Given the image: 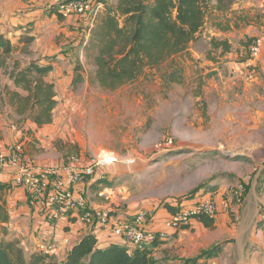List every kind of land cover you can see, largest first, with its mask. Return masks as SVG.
I'll use <instances>...</instances> for the list:
<instances>
[{"label":"rangeland","instance_id":"374dc122","mask_svg":"<svg viewBox=\"0 0 264 264\" xmlns=\"http://www.w3.org/2000/svg\"><path fill=\"white\" fill-rule=\"evenodd\" d=\"M230 1L228 11L209 13V23L186 52L107 90L95 80V52L89 48L94 27L77 17H47V2L0 0L4 31L7 11L22 14L27 3L42 9L37 20L32 14L41 35L29 45L32 54L22 58L45 55L55 63L53 78L61 80L79 66L84 82L59 100L45 136L54 135L50 144L68 158L65 163L77 155L89 164L101 152L118 155L110 168L123 170L122 176L101 177L102 189L111 194L108 207L129 216L145 209L149 224L167 204L180 208L207 194L216 199L219 224L171 231L153 251L156 264H264V47L255 57L251 51L257 39L264 45V0ZM9 25L14 40L15 25ZM213 37L227 39L231 50H215ZM5 81L0 72V88ZM0 111L18 119L1 101ZM215 247L219 251L206 254Z\"/></svg>","mask_w":264,"mask_h":264},{"label":"trees","instance_id":"16d2710c","mask_svg":"<svg viewBox=\"0 0 264 264\" xmlns=\"http://www.w3.org/2000/svg\"><path fill=\"white\" fill-rule=\"evenodd\" d=\"M232 2L118 0L116 4L106 3L100 21L91 30L89 44L95 52L96 82L104 89L116 90L136 80L147 68L160 66L169 58L186 52L209 21V13L213 10L227 11ZM51 11V14L63 18L56 10ZM32 41L33 37L21 36L14 42L0 26V72L13 83L0 88V101L18 116L21 125L30 121L42 127L54 122L59 100L56 84L49 79L53 63L22 58L21 54H32L29 49ZM21 43L22 48L19 46ZM211 45L215 50H222V54L231 50L227 39L213 37ZM78 67L73 75L72 91L84 82ZM199 191L196 189L192 194ZM165 206L170 215L179 209L176 203ZM196 219L207 228L215 226L213 217L200 214ZM164 241L167 240L157 239L152 247L144 249L131 248L124 241L101 246L96 235L89 233L73 246L64 259H59L50 250L36 249L26 253L19 240L0 239V264H156L153 251ZM217 248L206 254L219 251Z\"/></svg>","mask_w":264,"mask_h":264},{"label":"crops","instance_id":"0c3cea01","mask_svg":"<svg viewBox=\"0 0 264 264\" xmlns=\"http://www.w3.org/2000/svg\"><path fill=\"white\" fill-rule=\"evenodd\" d=\"M117 2L118 0H112L111 4H116ZM213 3H215V1H213ZM37 4L41 3L38 2ZM23 5H26L27 9L23 7L24 13L22 14L15 13L9 15L10 11L3 14L5 20L8 21V25L5 29L6 32L3 26H0L2 31L9 37L8 33L13 31L9 24L15 25L14 30L16 32L14 33L16 39L13 40L12 33L10 34V38L14 42L21 36H30L33 37V43L36 42L37 37L41 35V23H36V20L40 17L42 9L29 8V3ZM231 7L230 5L229 9ZM1 13L2 11H0V15ZM37 13L38 15H36ZM32 14L36 20L33 19ZM56 16L55 14H50V16L48 15L47 17L57 18L59 21L65 19ZM33 20H35V22ZM207 23H209V21H207L206 24ZM39 56L40 57H34L33 59L41 63H46L45 59H43L45 55ZM52 63L54 69L49 75V79L56 84L57 99H65L64 96L66 95V91H72V71L68 69V73L64 74L63 72L62 74L65 75L63 80L54 79L53 73L56 68L55 63ZM5 82L13 85L12 81L8 78H6ZM62 88L63 90H61ZM9 110L12 115H15L10 108ZM52 127L53 123L39 127L30 121L21 125L18 119H13V117H9L8 113L4 114L0 111V150L3 154L10 155L12 147L17 143L23 142L26 154L33 157L38 169L48 171L56 169L57 167H62L66 164L65 161H67L68 158L65 159V157H60L58 150L50 144V139L54 137V135L49 138L45 136L46 131ZM81 156L85 164H89L90 159L83 157V155ZM7 162V164L5 163L0 168V239L19 240L26 253L38 249L41 242L42 244L44 242L45 246L48 248L46 250H50L57 256L61 252L68 253L76 243L89 233H94L96 235L101 246H106L110 243L121 244L123 242L113 233L111 224L98 223L95 226L87 224L81 220V216L78 215V213L62 211L59 205L53 203L46 193H40V195L32 194L24 186L15 185L13 179L19 173L20 168L17 164H12L10 159ZM112 168L113 167L110 168V166L97 168L95 175H87L86 179L72 184L71 186L72 189H75V187L83 189L89 208L102 211L112 209L113 214L116 215L118 214L116 213L118 210H113L114 208L108 207L110 203L105 202L109 200L111 194L109 195L107 193L106 188L102 189L101 187L105 182L101 179L104 174L109 173L113 176V179L122 176L121 172L123 170L116 172L112 171L114 169ZM65 173L66 172L62 173L63 176H65ZM106 177L107 175H105V179H107ZM104 202L107 206L103 205ZM161 211L163 212L161 213ZM161 211L157 214L159 219H156L154 222H149L148 224L153 230H166L165 221L170 213H168L167 209H162ZM124 214H129V212ZM220 216L219 220H223L225 218V213L223 212ZM215 223L219 224L217 220ZM203 226L204 224L202 222L194 219L191 226L184 230L193 228L199 229Z\"/></svg>","mask_w":264,"mask_h":264},{"label":"built area","instance_id":"2783aa9c","mask_svg":"<svg viewBox=\"0 0 264 264\" xmlns=\"http://www.w3.org/2000/svg\"><path fill=\"white\" fill-rule=\"evenodd\" d=\"M29 1L33 3L47 2L49 7L56 10V13L61 17L65 19L77 17L84 21L90 30L95 26L100 14L106 7L104 0ZM263 47L262 39H257L254 42L251 47L254 57L261 53ZM9 159L12 164H17L20 168L19 173L13 179L15 185L24 186L32 194L46 193L53 203L59 205L62 211L78 213L81 220L87 224L92 226L98 223L111 224L113 233L131 248L152 247L157 239L169 240L172 237L171 231L176 232L191 225L198 215L202 214L214 218L218 213L216 199L207 194L198 199L184 201L177 213L170 215L165 221L166 230H153L148 226V212L145 209L136 214H131L132 216H124L123 213L115 215L112 209L93 210L88 207L83 189L78 187L72 189V184L83 181L87 175H95L97 168L116 164L118 155L115 153L101 152L87 165L81 156H73L64 166L46 171L38 169L33 157L26 154L23 143H20L18 146L12 147L10 155L3 154L0 150V168ZM63 172H66L65 176L62 174ZM39 249L45 250L47 247L42 246Z\"/></svg>","mask_w":264,"mask_h":264}]
</instances>
